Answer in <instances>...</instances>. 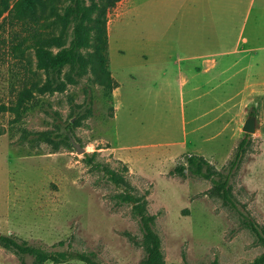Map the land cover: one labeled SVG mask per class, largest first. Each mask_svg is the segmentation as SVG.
Returning a JSON list of instances; mask_svg holds the SVG:
<instances>
[{"label":"rangeland","instance_id":"1","mask_svg":"<svg viewBox=\"0 0 264 264\" xmlns=\"http://www.w3.org/2000/svg\"><path fill=\"white\" fill-rule=\"evenodd\" d=\"M216 1L226 3L207 0L196 30L195 0H121L107 16L109 68L119 84L112 103L85 77L64 92L37 96L17 120L0 111V237L48 249L62 242V249L100 264H145L141 222L132 205L120 200L129 189L146 200L165 264H243L262 253L210 180L173 172L187 155L203 156L229 176L238 208L264 226V93L245 108L236 106L225 130L226 117L202 128L213 115L192 121L198 109L177 73L189 39H201L203 46L216 37L233 42L240 36L242 45L250 43L264 56V0H243L234 17L219 10L214 19ZM1 53L0 101L10 104L23 69ZM209 104L203 100L199 111ZM249 116L256 118V131L230 171ZM197 126L202 129L193 133ZM37 132H47L50 140H33ZM74 144L85 151L78 153ZM105 168L126 185L113 183ZM32 261L0 241V264Z\"/></svg>","mask_w":264,"mask_h":264},{"label":"trees","instance_id":"2","mask_svg":"<svg viewBox=\"0 0 264 264\" xmlns=\"http://www.w3.org/2000/svg\"><path fill=\"white\" fill-rule=\"evenodd\" d=\"M120 1L0 0V52L22 64L23 69L21 84L15 91L14 100L10 104L0 101V111L13 113L17 120L28 109V105L35 102L37 96L64 92L69 85H77L85 77H90L112 103L113 91L119 84L109 68L107 16ZM247 136L240 140L229 161L230 171L242 160L248 143ZM35 139L50 140L47 132H37ZM185 161V165L175 166L173 172L210 180L213 192L227 206L237 211L243 224L263 246L260 255L243 264H264V226L238 208L229 185V176L217 172L203 156L187 155ZM106 171L113 183L126 185L125 180L115 171ZM124 192L120 200L132 205L144 231L147 250L145 264H165L160 238L152 228L153 216L147 213L145 198L135 195L129 189ZM0 241L20 255L31 256L32 264H59L71 259L86 264H100L91 255L62 249V242L58 248L48 249L8 236H1Z\"/></svg>","mask_w":264,"mask_h":264},{"label":"crops","instance_id":"3","mask_svg":"<svg viewBox=\"0 0 264 264\" xmlns=\"http://www.w3.org/2000/svg\"><path fill=\"white\" fill-rule=\"evenodd\" d=\"M221 1L226 3L218 6L216 1L214 7L211 6L216 14H213L214 19L218 17L219 10H221V16L234 17L239 10V4L243 2V0ZM206 2L207 0L204 3L203 0H195L196 30L201 28L198 21L201 20L203 11L206 13V5H204ZM252 2L249 1V6L253 5ZM215 25H217L216 22L213 24L214 28ZM242 40L240 36L233 42L227 38L216 37L209 42L205 41L203 46L201 39H189L184 42L187 51L178 56L177 73L182 89L189 94V101L194 103L193 109H198L193 112L192 121L206 115H213V119L206 121L202 128L216 124L226 117V120L222 121V130H225L231 118L228 115H232L236 106L245 108L253 98H258L261 93H264V56L258 54V48L250 47V43L242 45ZM237 97L239 98L235 101ZM205 99H209L211 104L208 109H205L207 111L201 112L199 108L202 109L201 103ZM202 128L197 126L192 131L195 133Z\"/></svg>","mask_w":264,"mask_h":264},{"label":"water","instance_id":"4","mask_svg":"<svg viewBox=\"0 0 264 264\" xmlns=\"http://www.w3.org/2000/svg\"><path fill=\"white\" fill-rule=\"evenodd\" d=\"M242 130L247 134H253L256 131V119L254 116H249L246 118ZM76 151L78 153H83L85 150L79 144H74Z\"/></svg>","mask_w":264,"mask_h":264}]
</instances>
